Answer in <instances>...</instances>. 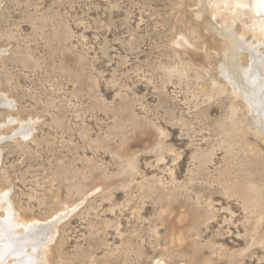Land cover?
Listing matches in <instances>:
<instances>
[{"label":"rangeland","instance_id":"1","mask_svg":"<svg viewBox=\"0 0 264 264\" xmlns=\"http://www.w3.org/2000/svg\"><path fill=\"white\" fill-rule=\"evenodd\" d=\"M208 2L0 0V264L35 247L9 208L69 212L49 264H264V140Z\"/></svg>","mask_w":264,"mask_h":264},{"label":"bare ground","instance_id":"2","mask_svg":"<svg viewBox=\"0 0 264 264\" xmlns=\"http://www.w3.org/2000/svg\"><path fill=\"white\" fill-rule=\"evenodd\" d=\"M209 2L213 3L210 5V7H211L210 11H212V13L214 14L213 16H215V18H216V15H218L217 17H219V16L222 17V27L224 28V32L223 31H221V32H223L225 45L221 43L222 42L221 40H220L221 42H219V43H221V45L224 46V48H222V49L223 50L225 49L224 52H226V55L229 53V55L232 57L231 60H229V61H231L230 62L231 65L229 66V69L227 68L228 66L227 67L224 66V67H226L228 69L227 74L229 75V79L231 80L230 82H233V85H234L233 87H234V90L236 93V97H237V95L242 96L243 99L248 104L247 107L249 109V114H250L249 115L250 116L249 122L251 125L253 124L251 126L252 127L251 129L254 130L255 128H257L256 131H258L256 133L255 131L252 130V132H255V134L257 136L261 137V140H264V136H262L263 134L262 135L260 134L262 132H260V121H259L261 119V115H263V113H264V54H263V51H264V0H209ZM238 22H240L242 24V25L239 24V26L240 25L243 26L242 27L243 30H241L242 32H240V33H238L239 31L237 32V30H236L237 29L236 26H237ZM247 34H251L253 37V40L252 39H251L252 41L247 40L248 43H245V42H247V41H245V39H246L245 36ZM182 42H183V40H182ZM178 43H180V42L178 41ZM214 43H215V41H214ZM223 46H221V47H223ZM242 49L245 51H248L249 52L248 55H250V57H251V61L249 64L250 66L247 68H244L242 66L244 69L239 66V64H238L239 59L237 57V55H239V53H240L239 51H242ZM241 55H242V53H241ZM241 55L239 58H241ZM227 58L228 57H226L225 59H227ZM225 63L227 64V62H225ZM224 71L225 70H223V72ZM229 79H228V81H229ZM230 84H232V83H230ZM233 87H232V89H233ZM223 94H224V92H223ZM247 107H245V108H247ZM234 111H235V109H234ZM242 114H243V111H242ZM238 119H239V117H238ZM242 119L244 120V118H242ZM245 125L247 126V123ZM241 133H242V131H241ZM255 134H253V135H255ZM235 140H237V139H235ZM254 149H256V147H254ZM254 158H256V157H254ZM258 158H259V156H258ZM247 184H248V182H247ZM258 207H259V205H258ZM14 212L15 211L12 210V208H9V210H8V213L10 216L9 217V225L11 224L10 223L11 218H13V221H14L13 223H15V225L17 227L14 230H12V233L10 235H12L14 237L10 236L11 239L15 240V243L17 241L18 243L24 244V246L28 245V244H30V245L33 244V245H35V247L32 248L33 250L30 249L29 251H27L26 249L24 251L20 250L21 252L17 253L16 255H14L12 257L11 263L25 264V261L27 260V263L30 262V264H49V262H48L49 261V258H48L49 248L48 247L50 246V243L52 241H54V239H55V234L57 232L58 223L61 220H63V218L69 212L67 211L66 213H63L60 216L53 218L52 220H49V221L35 220V221H30L29 223L20 221L18 219L19 217L18 218L16 217L18 215L15 216ZM21 227H23V229H25L27 232L23 233V231L20 230ZM1 237H3V238L0 239V245L6 249V247L8 246L7 245L8 244L7 243L8 238L4 237L3 234L1 235ZM10 244H11V242H10ZM9 247H10V245H9ZM14 247L15 246H13L12 248H14ZM4 248L3 249L0 248V259H1V253L4 252ZM18 251L19 250H17V252ZM29 258L31 259V261H28V260H30Z\"/></svg>","mask_w":264,"mask_h":264}]
</instances>
